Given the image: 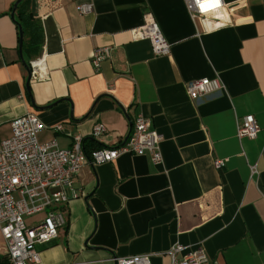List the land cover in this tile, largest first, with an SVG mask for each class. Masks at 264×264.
<instances>
[{"label": "crops", "instance_id": "1", "mask_svg": "<svg viewBox=\"0 0 264 264\" xmlns=\"http://www.w3.org/2000/svg\"><path fill=\"white\" fill-rule=\"evenodd\" d=\"M17 1L0 0V146L11 122L29 113L47 127L39 141L55 139L61 149L76 135L89 150L119 144L138 114L162 136L161 163L125 154L81 169L67 225L38 247L40 264H115L144 254L172 264L176 245L182 256L202 248L219 264L264 263V0H223L226 23L193 17L186 0H30L34 25L22 27V55L19 18L11 16ZM86 3L93 12L82 14ZM148 12L171 45L167 55L133 39ZM31 37L36 57L24 50ZM99 47L113 52L97 70ZM41 56L50 78L28 85V66ZM214 77L224 92L194 102L187 84ZM250 114L260 132L239 138ZM59 124L64 130L54 131ZM97 124L107 129L99 140ZM216 160L225 167L215 169ZM0 264H11L1 226Z\"/></svg>", "mask_w": 264, "mask_h": 264}, {"label": "built area", "instance_id": "2", "mask_svg": "<svg viewBox=\"0 0 264 264\" xmlns=\"http://www.w3.org/2000/svg\"><path fill=\"white\" fill-rule=\"evenodd\" d=\"M193 17H201L209 23H226L227 8L223 0H186ZM82 14L93 12V5H79ZM218 24V23H216ZM135 41L151 43L155 56L170 53L171 45L164 37L154 15H144L143 24L131 30ZM110 47L96 48L92 64L99 70L101 64L111 58ZM31 80L48 81L50 73L45 56L30 62ZM189 97L196 103L203 102L224 92L219 77L190 81L187 84ZM47 127L34 114H27L11 122L12 135L0 146V226L8 247L11 264H40L38 247L53 243L60 230L67 225L65 208L78 195L74 191L75 179L84 166L96 167L112 163L125 154L144 155L150 153L155 163H161L162 136L151 128V121L138 114L131 132L125 141L86 151L80 135L74 136L71 149H61L56 140L42 143L39 135ZM62 124L54 131H63ZM260 132L255 115L243 117L237 129L239 138L254 139ZM107 133L103 124H97L94 139ZM224 160L214 162L215 169L225 167ZM38 216H43L37 219ZM182 245H176L169 255L172 264H219L212 262L204 249L186 253ZM115 264H152L151 255L115 258ZM264 264V263H262Z\"/></svg>", "mask_w": 264, "mask_h": 264}, {"label": "trees", "instance_id": "3", "mask_svg": "<svg viewBox=\"0 0 264 264\" xmlns=\"http://www.w3.org/2000/svg\"><path fill=\"white\" fill-rule=\"evenodd\" d=\"M17 3V2H16ZM16 3L14 4V7L16 5ZM29 5H30V0H22L21 2H19L17 8H16V12L15 14L18 16L19 18V22H17L18 27L19 25L23 27L24 31L27 30V28H32L34 23L32 21V14H30L29 12ZM14 7L11 9L12 12L14 10ZM38 40V39H37ZM34 37H31V40L29 41V44L27 46L24 45V50L25 51H30L31 50V57H36L39 53L40 50V44L39 41H37ZM89 144L88 141H84V148L86 149V151H89L88 148Z\"/></svg>", "mask_w": 264, "mask_h": 264}, {"label": "water", "instance_id": "4", "mask_svg": "<svg viewBox=\"0 0 264 264\" xmlns=\"http://www.w3.org/2000/svg\"><path fill=\"white\" fill-rule=\"evenodd\" d=\"M22 0H18L15 7H14V10L12 12V18L14 19L15 18V12H16V8L19 4V2H21ZM19 28H20V40H21V43H20V53L22 55V48H23V39H24V32H23V29H22V26L19 25ZM26 64V63H25ZM28 66V64H26ZM28 73H29V79H28V85L30 84V80H31V69H30V66H28Z\"/></svg>", "mask_w": 264, "mask_h": 264}]
</instances>
